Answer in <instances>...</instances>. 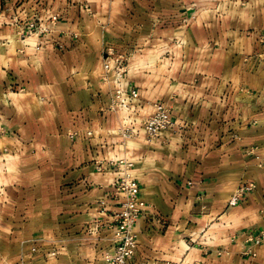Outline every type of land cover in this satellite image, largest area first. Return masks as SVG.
I'll use <instances>...</instances> for the list:
<instances>
[{
    "label": "crops",
    "instance_id": "obj_1",
    "mask_svg": "<svg viewBox=\"0 0 264 264\" xmlns=\"http://www.w3.org/2000/svg\"><path fill=\"white\" fill-rule=\"evenodd\" d=\"M121 160L147 205L128 264H264V0H0V264H109Z\"/></svg>",
    "mask_w": 264,
    "mask_h": 264
},
{
    "label": "built area",
    "instance_id": "obj_2",
    "mask_svg": "<svg viewBox=\"0 0 264 264\" xmlns=\"http://www.w3.org/2000/svg\"><path fill=\"white\" fill-rule=\"evenodd\" d=\"M54 22H57V17L54 18ZM38 31L45 33L46 29H42L38 23L31 21L21 28L20 35L22 38L27 39ZM127 68V59L123 57L109 60L105 64L107 73L113 74L116 81H120L125 77ZM139 95L137 91L125 93L122 89H118L113 96L112 107L113 109L122 108L128 110L132 107L133 102L138 99ZM173 127L174 121L170 108L167 105L159 103L154 106V113L144 123L143 131L149 140H154L159 138L163 132L169 131ZM74 136L71 135L72 138ZM122 136L125 140H130L137 136V132L131 128H125L122 131ZM118 167L121 169V172L117 182V189L124 195L125 200L117 216L116 249L113 254L107 256V261L109 264H128L137 253L139 236L136 226L146 211L147 205L141 198L140 185L133 175L134 164L127 160H121L118 163ZM255 188L256 185L254 183L243 185L231 198L229 206L236 207L239 205ZM252 241L257 246L262 245L264 242V232L252 237Z\"/></svg>",
    "mask_w": 264,
    "mask_h": 264
}]
</instances>
